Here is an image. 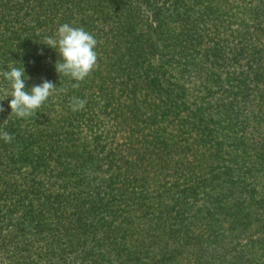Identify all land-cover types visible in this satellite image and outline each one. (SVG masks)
Instances as JSON below:
<instances>
[{"label": "trees", "instance_id": "obj_1", "mask_svg": "<svg viewBox=\"0 0 264 264\" xmlns=\"http://www.w3.org/2000/svg\"><path fill=\"white\" fill-rule=\"evenodd\" d=\"M65 23L97 40L78 88L42 44ZM23 66L57 91L0 102V264H264V0H0Z\"/></svg>", "mask_w": 264, "mask_h": 264}, {"label": "clouds", "instance_id": "obj_2", "mask_svg": "<svg viewBox=\"0 0 264 264\" xmlns=\"http://www.w3.org/2000/svg\"><path fill=\"white\" fill-rule=\"evenodd\" d=\"M42 44L56 51L59 58L54 65L55 70L59 76L63 75L75 81L76 83L71 85L73 88H78L80 82L88 78L98 67V54L95 50L97 40L82 27H73L65 23L59 26L54 37H46ZM39 54L42 55L43 52ZM0 75L6 82V87L0 89L3 91L0 102L11 97L8 102L11 113L8 117L27 119L36 116L37 110L57 91V86L48 80L33 85L30 90L26 89L25 81L29 77L26 76L24 66L8 68L0 72ZM85 104L86 100L73 97L69 106L72 111H78L83 109ZM4 111L0 104V113ZM0 139L5 143H11L14 137L7 131H0Z\"/></svg>", "mask_w": 264, "mask_h": 264}]
</instances>
